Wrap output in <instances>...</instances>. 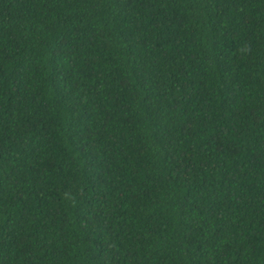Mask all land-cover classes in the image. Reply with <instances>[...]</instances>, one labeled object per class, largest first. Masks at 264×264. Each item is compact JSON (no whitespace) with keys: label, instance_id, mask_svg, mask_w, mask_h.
<instances>
[{"label":"trees","instance_id":"1","mask_svg":"<svg viewBox=\"0 0 264 264\" xmlns=\"http://www.w3.org/2000/svg\"><path fill=\"white\" fill-rule=\"evenodd\" d=\"M0 264H264V0H0Z\"/></svg>","mask_w":264,"mask_h":264}]
</instances>
